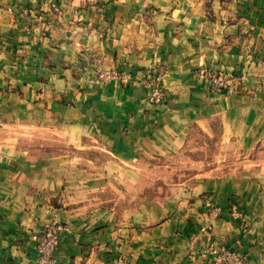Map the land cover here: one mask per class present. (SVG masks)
Segmentation results:
<instances>
[{"label": "crops", "instance_id": "crops-1", "mask_svg": "<svg viewBox=\"0 0 264 264\" xmlns=\"http://www.w3.org/2000/svg\"><path fill=\"white\" fill-rule=\"evenodd\" d=\"M149 67L163 75L157 104L139 83L96 75L140 78ZM206 67L264 81V0H0V119L50 121L130 161L176 151L214 120L238 145L252 130L262 136L264 90L210 93L195 76ZM130 161L123 175L114 159L35 160L0 148V264H36L52 219L67 227L55 264H214L222 248V264H264L260 166L148 197L129 192Z\"/></svg>", "mask_w": 264, "mask_h": 264}, {"label": "rangeland", "instance_id": "rangeland-1", "mask_svg": "<svg viewBox=\"0 0 264 264\" xmlns=\"http://www.w3.org/2000/svg\"><path fill=\"white\" fill-rule=\"evenodd\" d=\"M148 70L140 78H134L133 72L129 71V81L121 79L127 72L120 70L113 72L97 70L96 75L101 82L116 79L120 84L139 83L149 89L150 103L157 104L165 99L163 75L154 67H149ZM195 76L207 81L210 93H230L234 88L235 92L255 97L260 90H264V81L257 84L246 83L244 78L248 73L229 74L217 68L206 67L198 69ZM3 116L7 115H0ZM51 124L50 121L32 123L0 119V148H21L35 160L77 155V158L92 165L96 161L114 159L125 175L127 170L125 162L130 161L125 153H113L110 151L112 148L103 143L95 142L91 138L81 140L71 131L53 127ZM208 125L209 128L206 126L204 129L200 126L195 128L196 132L176 151L140 153L137 160L130 161L128 173L132 181L129 182V192L133 191L134 194L141 192L148 197L160 196L201 177L224 175L242 168H251L253 172V168L259 166L264 170V129L262 136L255 138L252 134H257V129L247 132L246 144L238 145L225 132L222 121L214 120ZM206 202L214 214L220 211L221 206L217 202L209 200ZM230 207L234 210L240 208V202L232 201ZM218 253H215L216 256Z\"/></svg>", "mask_w": 264, "mask_h": 264}, {"label": "built area", "instance_id": "built-area-1", "mask_svg": "<svg viewBox=\"0 0 264 264\" xmlns=\"http://www.w3.org/2000/svg\"><path fill=\"white\" fill-rule=\"evenodd\" d=\"M121 79L129 81V73L124 74ZM65 230H67V227L57 219H52L42 225L35 245L37 256L36 264H55V254L58 248L60 234ZM218 252L215 264H222L223 258H226L229 253L223 248ZM117 264H129L128 258L119 257Z\"/></svg>", "mask_w": 264, "mask_h": 264}]
</instances>
